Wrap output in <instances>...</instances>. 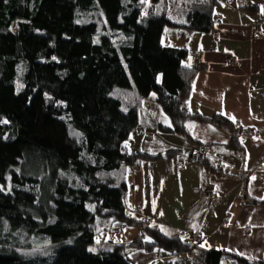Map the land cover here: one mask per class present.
I'll use <instances>...</instances> for the list:
<instances>
[{"label": "trees", "instance_id": "trees-1", "mask_svg": "<svg viewBox=\"0 0 264 264\" xmlns=\"http://www.w3.org/2000/svg\"><path fill=\"white\" fill-rule=\"evenodd\" d=\"M161 1L0 0V264H132L134 248L179 255L197 247L128 215L127 184L110 175L165 157L126 150L141 124V99L156 100L171 118L173 127L155 123L162 132L186 135L187 122L197 120L229 130L238 145L239 125L187 108L207 65L186 67L188 50L163 45L167 27L215 29L220 0H175L188 9L180 25L166 15L148 18ZM117 88L137 96L116 98ZM124 225L141 234L91 249ZM44 241L48 252L21 251ZM224 254L199 256L221 264Z\"/></svg>", "mask_w": 264, "mask_h": 264}, {"label": "crops", "instance_id": "crops-1", "mask_svg": "<svg viewBox=\"0 0 264 264\" xmlns=\"http://www.w3.org/2000/svg\"><path fill=\"white\" fill-rule=\"evenodd\" d=\"M180 10L167 14L179 25L186 23L188 13ZM213 12L212 31L177 28L179 40L163 45L188 50V67H208L195 78L187 104L191 112L221 114L256 134L250 140L238 138L234 146L229 130L197 120L187 122L186 135L162 132L155 123L173 127V122L147 111L126 150L165 157L143 159L137 168L123 167L115 175L117 185L127 184V213L197 247L179 255L134 248L127 256L132 264H202L201 250L225 252L221 264H242L237 256L264 260V37L256 28L262 21L264 30V0H220ZM201 143L210 146L205 164L192 158ZM115 233L120 242L111 238ZM106 234L101 249L110 241L130 243L141 232L124 225Z\"/></svg>", "mask_w": 264, "mask_h": 264}, {"label": "rangeland", "instance_id": "rangeland-1", "mask_svg": "<svg viewBox=\"0 0 264 264\" xmlns=\"http://www.w3.org/2000/svg\"><path fill=\"white\" fill-rule=\"evenodd\" d=\"M150 3H152V0H146L145 4L148 6ZM175 3H176L175 0H162L160 3L156 4V6L154 8V11L151 14L148 15V18H151L153 16H160V15L168 16L167 14H170L171 11H174V8H175L176 12L182 11V10H180V9L183 8L181 6V4L177 3V6H176ZM177 9H179V10L177 11ZM143 23H146L145 18L143 20ZM100 25L102 26L101 29L105 28L104 25H102L101 23H100ZM177 30H179V29H177L175 27H167V29L165 30V34H164L165 36H164L163 43L167 44V45H171L172 40H179V38H176V36L174 34L175 32H177ZM108 32H109V34L111 33L109 30H108ZM176 43L177 42L175 41V44ZM183 65L188 67V65L186 64V61L183 62ZM128 95H130L133 98V100H134L135 96H137V93H136L135 90H127V89H122V88H117L115 90V92H114V97H116V98H119V97L120 98H123V97L124 98L125 97L129 98ZM140 105H141V108L143 109L141 111L142 119H144V116H146V113L148 111V112H152V115H153L154 118H158L159 120H163L162 118L166 117L167 119H170V121L172 123L171 118L168 116V114H166V112H164L161 104L159 102H157L156 100H153L152 98L141 99ZM125 110H127V108H125ZM147 118L150 119L151 117L147 116ZM161 122H163V121H161ZM119 172H120V170H115V171H112V173L110 175H112L114 178H116V180H119L117 178V176H115ZM143 223L148 224L147 221L146 222L143 221ZM118 235H119L118 233H115L113 235V237H111V238H116L120 242L121 240L119 238H117ZM103 241H105V240H104L103 234H101L97 238V244L94 245V246H91V249L93 251H96L97 248L101 246V244H102L101 242H103ZM43 244H38V243L33 242L32 247L25 248V249H23L21 251H22V253H25L26 255H34V254H37V253L38 254H43L44 252H48V250L50 248V247L47 248L48 245H49V242L44 241Z\"/></svg>", "mask_w": 264, "mask_h": 264}, {"label": "built area", "instance_id": "built-area-1", "mask_svg": "<svg viewBox=\"0 0 264 264\" xmlns=\"http://www.w3.org/2000/svg\"><path fill=\"white\" fill-rule=\"evenodd\" d=\"M258 26H259V29H257L258 34L261 37H264V30L262 28V26H263L262 21H259ZM232 63L233 64H238V60L237 59H233ZM237 131H238V137L240 139H243V140H250L256 134L255 129H251V128H248V127H243V126H240V125L238 126V130ZM209 151H210V146L208 144H200L193 152V156H192L193 161L195 163H197V164H205L206 161H207V157H208ZM210 195L212 196V193Z\"/></svg>", "mask_w": 264, "mask_h": 264}, {"label": "bare ground", "instance_id": "bare-ground-1", "mask_svg": "<svg viewBox=\"0 0 264 264\" xmlns=\"http://www.w3.org/2000/svg\"><path fill=\"white\" fill-rule=\"evenodd\" d=\"M258 24H259V21H257V23H256V28H257V29H259V26H258Z\"/></svg>", "mask_w": 264, "mask_h": 264}, {"label": "snow or ice", "instance_id": "snow-or-ice-1", "mask_svg": "<svg viewBox=\"0 0 264 264\" xmlns=\"http://www.w3.org/2000/svg\"><path fill=\"white\" fill-rule=\"evenodd\" d=\"M201 246H203V245H201ZM91 250V249H90Z\"/></svg>", "mask_w": 264, "mask_h": 264}]
</instances>
